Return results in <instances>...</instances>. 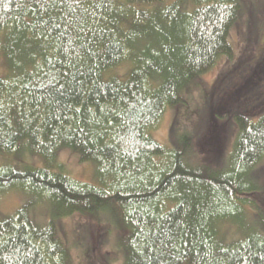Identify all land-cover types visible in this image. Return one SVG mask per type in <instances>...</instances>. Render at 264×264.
I'll list each match as a JSON object with an SVG mask.
<instances>
[{"label":"trees","instance_id":"1","mask_svg":"<svg viewBox=\"0 0 264 264\" xmlns=\"http://www.w3.org/2000/svg\"><path fill=\"white\" fill-rule=\"evenodd\" d=\"M261 26L264 0H0V195H28L0 211V264H73L61 221L77 213L120 229L116 261L109 230L79 226L84 264H264ZM224 59L159 143L163 114ZM66 149L93 182L63 170Z\"/></svg>","mask_w":264,"mask_h":264},{"label":"rangeland","instance_id":"2","mask_svg":"<svg viewBox=\"0 0 264 264\" xmlns=\"http://www.w3.org/2000/svg\"><path fill=\"white\" fill-rule=\"evenodd\" d=\"M240 32V31H239ZM237 29H234L231 33L230 42L234 49L237 51L241 45V39L239 38V33ZM264 49V26H261L260 31V37H259V43L256 53L260 54L262 53ZM257 57V56H256ZM224 60H221V62H217L216 66L210 69L206 74L202 75L201 78H199L196 83L190 86V88L185 93L186 98V105L180 106L178 108L177 112L174 110H167L162 118L160 119L158 125L156 126L153 136L154 138L161 144L169 145V128L172 125V122L176 120L177 116V124L173 125L174 132L179 131V129L188 128L189 126H186V123L189 125L191 124V119L189 117L190 112L193 114V111L195 110L198 105L201 104V96L200 93L203 88H210V86L213 84L215 77L219 73V71H222L227 67V63ZM229 64V63H228ZM203 87V88H202ZM176 116L174 117V115ZM197 114L195 111L193 115ZM173 132V133H174ZM28 153H23L22 156V163H29L30 165L38 166L39 164H42L41 159H38L36 157L27 156ZM21 159V158H20ZM2 161V159H0ZM58 161L62 165L63 170L71 175L72 177L82 180V181H88L93 182L94 181V168L93 165L89 162L82 163L80 162L78 155L74 153L73 151H70L68 149L60 152L58 155ZM28 198V195L26 196L24 193L19 191H8L2 195H0V211L4 215H10L12 214L17 208L21 206V204ZM81 214H73L72 216L66 217L61 221L62 228H64V238L67 241L68 247L70 248L71 252V258L73 261V264H84V258L81 256V253L78 252L79 248L75 247V241L77 239V233L79 232V226L82 224H92L94 223V227H97L98 224H102L100 231L104 233H109V235L105 236L104 240V247L101 249L102 253L109 254V256L113 259H116V261H119L122 257L121 253V247H118V237H119V230L115 229V226L112 225L113 223H110L109 220H111V215L109 213H103L98 216H91L88 217H80ZM36 217L39 221L43 219V211L37 210L36 211ZM101 219V220H98ZM109 230V231H108ZM60 237L62 238V235L60 234ZM63 239V238H62ZM64 240V239H63ZM96 251L94 250V253ZM93 253V254H94Z\"/></svg>","mask_w":264,"mask_h":264}]
</instances>
